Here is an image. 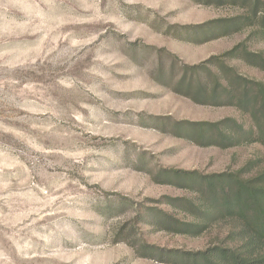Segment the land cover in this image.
Segmentation results:
<instances>
[{
	"label": "rangeland",
	"instance_id": "374dc122",
	"mask_svg": "<svg viewBox=\"0 0 264 264\" xmlns=\"http://www.w3.org/2000/svg\"><path fill=\"white\" fill-rule=\"evenodd\" d=\"M208 1L0 0V264H180L162 251L224 238V221L201 233L159 223L199 217L176 201L199 191L173 170L264 160L259 142L210 145L187 131L251 119L194 100L178 85L185 69L224 76L206 63L222 56L264 82L243 53L223 56L238 44L264 56L260 18L240 0Z\"/></svg>",
	"mask_w": 264,
	"mask_h": 264
},
{
	"label": "trees",
	"instance_id": "16d2710c",
	"mask_svg": "<svg viewBox=\"0 0 264 264\" xmlns=\"http://www.w3.org/2000/svg\"><path fill=\"white\" fill-rule=\"evenodd\" d=\"M240 1L251 5L252 16L246 19L260 18L264 33V0ZM218 21L225 23L217 26L231 25L226 19ZM242 47L243 44H238L223 56L236 57L243 53L245 59L264 68L263 55ZM206 63H220L224 76L210 70L207 80L199 73L192 74V78L188 80L185 69L179 79L180 89H186L200 103L218 104L222 101L224 104L238 105L249 115L251 122L247 125L230 117L217 122H195L187 128L189 134L201 141L205 139L210 145L229 147L250 141L264 145V82L243 77L236 68L226 65L222 56H213ZM210 79L213 80L212 86ZM263 163L264 160L258 162L250 159L236 171L210 175L198 171L173 170L176 176L186 178L184 185L199 191L194 199H186V202L183 198L176 200L182 201L181 204L191 212L199 211V217L191 221L165 213L164 216H159V223L182 233H201L221 221L225 222L226 228L224 238L205 249L174 251L169 254L162 251V255L178 259L180 264H264ZM155 222L156 219L148 220L153 225H156Z\"/></svg>",
	"mask_w": 264,
	"mask_h": 264
}]
</instances>
